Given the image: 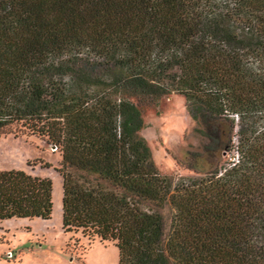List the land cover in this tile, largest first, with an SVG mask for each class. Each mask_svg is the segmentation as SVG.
Masks as SVG:
<instances>
[{
  "label": "trees",
  "instance_id": "16d2710c",
  "mask_svg": "<svg viewBox=\"0 0 264 264\" xmlns=\"http://www.w3.org/2000/svg\"><path fill=\"white\" fill-rule=\"evenodd\" d=\"M171 92L235 163L158 171L141 106ZM0 130L55 147L63 232L117 264H264V0H0ZM51 190L0 170V221L49 219Z\"/></svg>",
  "mask_w": 264,
  "mask_h": 264
},
{
  "label": "rangeland",
  "instance_id": "374dc122",
  "mask_svg": "<svg viewBox=\"0 0 264 264\" xmlns=\"http://www.w3.org/2000/svg\"><path fill=\"white\" fill-rule=\"evenodd\" d=\"M141 116L144 126L139 134L158 171L173 184L180 177H197L213 167L225 166L234 157L228 137L222 134L219 143L209 138L204 124L189 115L179 93L171 92L156 104L141 106ZM221 129L224 133L225 123ZM39 159L50 166H41ZM59 160L58 152L37 135L0 130V170H22L49 178L52 184L49 219L0 221V264H117V249L112 243L79 232H63L61 178L56 171ZM162 214L168 226L170 209L165 207Z\"/></svg>",
  "mask_w": 264,
  "mask_h": 264
},
{
  "label": "built area",
  "instance_id": "2783aa9c",
  "mask_svg": "<svg viewBox=\"0 0 264 264\" xmlns=\"http://www.w3.org/2000/svg\"><path fill=\"white\" fill-rule=\"evenodd\" d=\"M236 160H237V153H236V151H234V157L226 165H231V164L235 163Z\"/></svg>",
  "mask_w": 264,
  "mask_h": 264
},
{
  "label": "water",
  "instance_id": "95a60500",
  "mask_svg": "<svg viewBox=\"0 0 264 264\" xmlns=\"http://www.w3.org/2000/svg\"><path fill=\"white\" fill-rule=\"evenodd\" d=\"M51 149H52V150H55V147L51 145Z\"/></svg>",
  "mask_w": 264,
  "mask_h": 264
}]
</instances>
